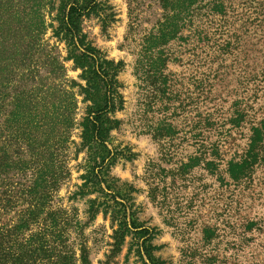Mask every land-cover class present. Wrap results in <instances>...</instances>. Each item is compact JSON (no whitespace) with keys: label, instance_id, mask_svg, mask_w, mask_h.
<instances>
[{"label":"rangeland","instance_id":"obj_1","mask_svg":"<svg viewBox=\"0 0 264 264\" xmlns=\"http://www.w3.org/2000/svg\"><path fill=\"white\" fill-rule=\"evenodd\" d=\"M102 1L105 11L81 27L107 59L124 62L107 178L127 220L153 231V260L140 259L132 230L116 233L113 199L92 214L89 201L104 197L75 195L88 161L82 95L70 176L54 201L80 225L68 245L79 254L84 244L89 264H264V0ZM65 67L84 84L72 61Z\"/></svg>","mask_w":264,"mask_h":264},{"label":"trees","instance_id":"obj_2","mask_svg":"<svg viewBox=\"0 0 264 264\" xmlns=\"http://www.w3.org/2000/svg\"><path fill=\"white\" fill-rule=\"evenodd\" d=\"M106 7L102 0H0V264H89L84 244L79 254L68 245V232L79 230V222L54 205L70 176L77 95L89 103L79 123L88 161L75 195L99 192L104 197L89 201L92 214L101 205L111 207L113 199L116 233L132 230L140 238V259L153 260V231L127 220L126 204L116 200L120 187L107 178L118 155L107 140L119 125L110 116L123 108L117 76L124 62L107 59L81 27L82 18ZM46 13L56 26L47 23ZM48 28L55 44L44 38ZM65 61L80 69L84 84L67 76Z\"/></svg>","mask_w":264,"mask_h":264}]
</instances>
